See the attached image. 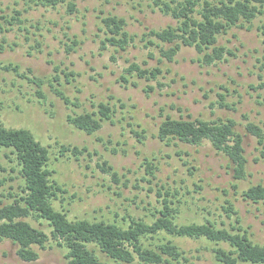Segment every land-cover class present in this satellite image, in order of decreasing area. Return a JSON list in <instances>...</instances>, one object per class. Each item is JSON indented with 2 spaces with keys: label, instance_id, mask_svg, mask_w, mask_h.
I'll use <instances>...</instances> for the list:
<instances>
[{
  "label": "rangeland",
  "instance_id": "374dc122",
  "mask_svg": "<svg viewBox=\"0 0 264 264\" xmlns=\"http://www.w3.org/2000/svg\"><path fill=\"white\" fill-rule=\"evenodd\" d=\"M153 1L66 0L52 8L31 0H0V24L6 29L0 34V121L6 127L28 129L48 147L52 178L65 190L52 205L70 220L124 226L129 217L151 222L165 199L180 224L209 222L232 229L237 226L236 216L225 210L232 205L240 219L238 226L253 243L264 246V202L254 204L240 195L249 186L264 185L261 147L244 129L252 122L264 134V89H254L264 81V15L218 37L217 44L231 52L221 61L203 65L194 48L182 47L169 62L159 52L167 44L152 38L154 45L143 46V34L176 24ZM105 16L124 19L125 30L133 37L125 51L108 44L102 48L106 35L100 19ZM131 63L160 67L163 74L158 83L139 79L125 72ZM9 65L16 71L4 68ZM220 94L227 107L219 106ZM100 102L115 113L97 132L88 135L67 121L69 115L96 111ZM166 117L234 120L243 136L245 179L234 180L227 157L207 141L200 145L160 142L158 128ZM61 145L82 152L77 158L71 153L60 156ZM104 163L112 170H102ZM0 178L6 179L0 200L9 202L7 193L18 192L22 180L14 156L5 149L0 150ZM30 222L50 235L45 223L39 227ZM171 240L186 257L180 264H217L210 252L213 244ZM33 248L38 260L24 262L16 255L17 246L3 240L0 264H65V250L53 240L45 249Z\"/></svg>",
  "mask_w": 264,
  "mask_h": 264
},
{
  "label": "trees",
  "instance_id": "16d2710c",
  "mask_svg": "<svg viewBox=\"0 0 264 264\" xmlns=\"http://www.w3.org/2000/svg\"><path fill=\"white\" fill-rule=\"evenodd\" d=\"M31 1L35 5L54 8L66 0ZM153 4L162 14L171 16L176 24L161 30H149L142 35L143 46L154 45L152 38L167 44L168 47H160L159 52L161 58L169 62L174 60L182 47H191L200 55L198 61L206 66L225 59V54L231 55L229 50L217 44L220 35L232 27L242 28L251 24L257 16L264 15V0H154ZM68 6L70 9L74 7L70 3ZM100 20L106 35L102 48L108 44L116 50L125 51L133 42V37L125 30L124 19L105 16ZM4 21L12 24L6 17ZM5 31L0 24V34ZM262 35L264 43V29ZM4 68L16 71V67L11 65ZM125 72L148 82L156 80L157 83L163 74L160 67L143 68L137 63L129 64ZM20 76L30 83L41 85L34 78ZM121 79L126 81L123 76ZM254 89H264V81ZM148 90L153 88L149 86ZM54 93L68 102L59 90L55 89ZM219 97V106L227 107L224 95ZM114 113L115 110L107 103L100 102L96 111L69 115L67 121L91 135L101 129L103 122L111 121ZM244 129L256 138L257 145L261 147L260 157L264 158L262 129L252 122H247ZM157 138L166 145L172 141L189 145L207 141L213 149L227 157L234 180L246 177L243 136L236 130V122L232 119L184 120L166 117L159 125ZM2 149L14 156L22 184L18 192L7 193L11 199L9 202L0 200V242L8 240L17 246L16 255L21 261H37L39 253L33 247L45 249L49 240H53L65 250V264H107L100 255L115 264H180L181 260L186 261V257L171 238H184L213 244L210 252L217 264H264V246L253 243L248 232L238 226L240 219L232 205L225 209L236 216L234 224L237 226L232 229L218 228L209 222L180 224L175 221L174 209L165 199L163 208L157 211L158 216L151 222L129 217L124 226L115 222L70 220L64 211L52 205V201L57 200L65 190L52 178L48 147L38 142L28 129L6 127L0 121ZM81 152L77 147L61 145L59 154L71 153L77 158ZM101 168L106 172L112 170L105 163ZM5 183L6 179L0 178V187ZM232 188L236 189L237 185L233 184ZM240 195L254 204L264 202V185L249 186ZM0 196L4 197L1 193ZM30 220L37 222L39 227L45 223L50 235L34 227Z\"/></svg>",
  "mask_w": 264,
  "mask_h": 264
}]
</instances>
